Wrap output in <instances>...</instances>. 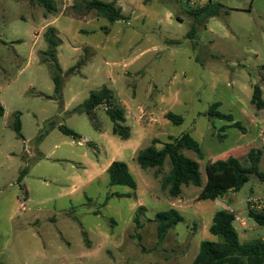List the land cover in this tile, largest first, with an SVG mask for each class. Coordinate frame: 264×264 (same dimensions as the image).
<instances>
[{"label":"rangeland","instance_id":"1","mask_svg":"<svg viewBox=\"0 0 264 264\" xmlns=\"http://www.w3.org/2000/svg\"><path fill=\"white\" fill-rule=\"evenodd\" d=\"M102 1L116 2L125 20L74 8L83 0H51L55 11L38 0H0V264H193L203 241H220L210 226L223 209L246 223L242 230L235 222L242 242L264 239L249 217L251 208L264 211L257 176L239 192L206 198L235 180L232 170L217 174V161L234 157L249 167L254 149L264 172V109L252 102L256 85L264 99V0ZM210 1L224 6L222 14L197 24L191 12ZM105 86L114 100L97 109L98 130L80 108ZM215 103L245 131L209 118ZM110 106L125 111L127 140L114 135ZM170 112L183 123L168 120ZM184 134L203 152L183 151L199 163L203 183L184 185L173 198L163 187L170 159L144 170L137 157L155 141L161 150ZM114 161L127 164L136 190L110 185ZM170 209L184 221L160 240L155 217Z\"/></svg>","mask_w":264,"mask_h":264},{"label":"trees","instance_id":"2","mask_svg":"<svg viewBox=\"0 0 264 264\" xmlns=\"http://www.w3.org/2000/svg\"><path fill=\"white\" fill-rule=\"evenodd\" d=\"M49 11H55V7L51 0H38ZM74 8L79 10L96 11L101 17L106 18L110 23L125 20V15L121 7H117L116 2H105L102 0H83V5H75ZM224 6L221 3L209 2L206 6L191 12L197 24H204L209 19L218 17L222 14ZM224 13H228L225 11ZM195 33V28H192L190 36ZM54 31L49 30L47 39L50 44L49 54L56 60V48L58 42L54 40ZM55 92L57 98L63 96V77L61 68L55 69L54 75ZM114 100L113 92L108 87H103L100 91L92 92L89 99L81 106L80 111L86 113L96 129L100 130L97 122V109L102 105L112 103ZM253 104L259 110L264 109L263 91L259 85L254 88L252 97ZM220 103H215L210 108L207 116L211 119H218L233 123V128L245 131V128L240 122H235L232 114H224L218 110ZM5 114V108L0 104V117ZM107 115L115 124L113 127L114 135L129 138L128 128L122 124L126 122L125 111L118 107L110 106L107 110ZM167 119L176 125L183 123L182 116L174 113H168ZM15 127L20 132V119L17 117ZM60 130L73 138H81L79 134L68 129L60 127ZM156 142L145 150L141 151L137 157L138 163L144 170L162 169L169 158L171 161V171L163 180V187L169 190L173 198H178L182 194L184 185L193 184L197 187L202 186V176L200 165L197 161L187 157L183 151H194L200 158L203 157V152L199 143L190 135L184 134L180 138L173 139L172 142L166 143L164 148L159 150L156 147ZM251 165L243 167L240 161L234 157H230L225 161H217V174H228L230 170L235 175V180H232L230 187H213L206 191V198L216 201L224 197L229 191L234 193L241 191L249 176L255 175L260 180L264 181V172L260 170L261 151L252 149L249 154ZM28 170H24L21 174L19 182L22 183ZM110 178L111 186H127L133 190L137 189V183L130 173L127 164L119 161H114L107 170ZM118 197H124L119 194ZM249 217L260 227L264 228V211H256L253 208L249 210ZM237 217L234 212L228 209H223L214 215L210 226V233L214 236L221 237L220 241H203L200 246L199 253L193 264H264V239H256L249 242H242L239 232L235 226ZM155 221L158 223V237L163 240L168 232L184 221V217L176 210L170 209L161 211L156 214ZM137 229L141 228L138 218L136 219Z\"/></svg>","mask_w":264,"mask_h":264},{"label":"crops","instance_id":"3","mask_svg":"<svg viewBox=\"0 0 264 264\" xmlns=\"http://www.w3.org/2000/svg\"><path fill=\"white\" fill-rule=\"evenodd\" d=\"M234 213H235V212H234ZM235 215H236V214H235ZM238 219H239V218H237V220H238ZM239 221H241V223L244 222L243 220H240V219H239ZM244 223H245V222H244ZM245 226H246V223H245ZM245 226H242V224H241L242 230L245 229V228H244Z\"/></svg>","mask_w":264,"mask_h":264},{"label":"built area","instance_id":"4","mask_svg":"<svg viewBox=\"0 0 264 264\" xmlns=\"http://www.w3.org/2000/svg\"><path fill=\"white\" fill-rule=\"evenodd\" d=\"M238 221H239V219H238ZM241 224H242V226H245V223L244 222H242Z\"/></svg>","mask_w":264,"mask_h":264}]
</instances>
